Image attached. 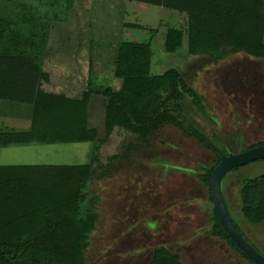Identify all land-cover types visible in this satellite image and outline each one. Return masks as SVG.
<instances>
[{"label":"rangeland","instance_id":"obj_1","mask_svg":"<svg viewBox=\"0 0 264 264\" xmlns=\"http://www.w3.org/2000/svg\"><path fill=\"white\" fill-rule=\"evenodd\" d=\"M2 18V36L17 37L29 58L49 74L44 90L73 97L90 87L95 90L88 117L96 141L0 147V165L84 164L96 155L93 167H100L87 185L90 201L73 234L77 238L90 228L85 264H148L161 246L178 255L182 264H252L209 233L213 204L197 173L212 165L214 153L171 124L153 132L147 144L118 127L106 135L107 97L101 91L120 88L121 80L113 75L119 42L149 41L151 72L177 68L203 98L207 116L196 108L190 111L201 132L227 154L238 153L264 142L263 58L243 51L223 59L189 55L185 37L180 48L168 53L163 47L166 29L185 28V16L128 0H0ZM230 34L264 44L261 24L234 21ZM206 44L225 45L222 36L211 33ZM171 98L180 102L178 93ZM19 108L21 114L26 112ZM14 110L5 106L4 114ZM114 155L118 157L108 163ZM261 173L263 159L231 170L222 186L233 218L264 254V225L249 224L239 213L241 179Z\"/></svg>","mask_w":264,"mask_h":264},{"label":"trees","instance_id":"obj_2","mask_svg":"<svg viewBox=\"0 0 264 264\" xmlns=\"http://www.w3.org/2000/svg\"><path fill=\"white\" fill-rule=\"evenodd\" d=\"M128 1L164 7L185 16V28L166 29L163 47L168 53L180 48L185 37L189 55L223 59L231 52L243 51L264 59L263 43L230 34L234 21L264 25V0ZM5 21L0 19L2 23ZM127 25L135 28L133 24ZM0 30V100L32 107L29 129L1 131L0 144L96 141L97 131L89 126L88 117L90 95L95 90L90 87L80 97L44 90L42 84L49 82V74L29 58L25 44L11 34L3 37V29ZM210 33L222 36L225 45H207ZM152 54L149 41L119 42L113 75L121 80L120 88L108 87L101 91L107 97L106 135L118 127L135 135L139 143L147 144L153 132L171 124L204 147L218 148L201 132L190 114L196 108L207 116L201 95L177 68L153 74ZM172 93L180 95V102L172 101ZM259 145L264 142L246 149ZM94 148L98 151L99 145ZM214 151L216 159L210 167H202L198 175L207 187L211 203V172L221 159L220 153ZM220 151L227 154L224 149ZM117 157H109L108 163ZM93 159L84 164L0 165V264H85L90 228L85 227L77 238L73 234L76 223L86 214L85 204L90 201L87 185L100 167V164L93 167ZM239 203V213L246 222L264 225V173L241 179ZM211 220L209 233L255 264L219 223L214 208ZM233 221L245 236L238 222ZM74 239L75 249H71ZM148 264L182 263L178 255L161 246L153 251Z\"/></svg>","mask_w":264,"mask_h":264},{"label":"water","instance_id":"obj_3","mask_svg":"<svg viewBox=\"0 0 264 264\" xmlns=\"http://www.w3.org/2000/svg\"><path fill=\"white\" fill-rule=\"evenodd\" d=\"M220 156L221 159L213 168L210 177L212 204L219 223L249 259L255 264H264V255L237 229L229 212L222 186L224 177L231 170L242 167L253 161L264 160V145L252 147L238 153H220Z\"/></svg>","mask_w":264,"mask_h":264},{"label":"crops","instance_id":"obj_4","mask_svg":"<svg viewBox=\"0 0 264 264\" xmlns=\"http://www.w3.org/2000/svg\"><path fill=\"white\" fill-rule=\"evenodd\" d=\"M49 92L63 93V91H52V90ZM63 94H65V93H63ZM65 95H67V94H65ZM67 96L73 97L70 95H67ZM5 106H7V107H10V106L13 107L14 106L15 110L10 112V114H4ZM19 107H23V109H25L26 112L21 114L20 113L21 110ZM28 107H29V105H27V104H20V103L11 102V101L0 100V132L4 131V130H27V129H29L30 123H31V111L29 110ZM11 113H13V115ZM7 116H10V117H7ZM15 116H17L19 118L15 117ZM4 117H6V118H4ZM23 145H50V144L41 143V142H32V143H23V144H0V147L4 148L7 146L11 147V146H23ZM198 175H199V173H197V178L199 179Z\"/></svg>","mask_w":264,"mask_h":264},{"label":"flooded vegetation","instance_id":"obj_5","mask_svg":"<svg viewBox=\"0 0 264 264\" xmlns=\"http://www.w3.org/2000/svg\"><path fill=\"white\" fill-rule=\"evenodd\" d=\"M200 144H201V143H200ZM215 149H216L217 151H219L218 148H215ZM215 149H214V150H215ZM212 150H213V149H211V151H212ZM214 150H213V151H214ZM213 151H212V152H213ZM214 152H215V151H214ZM219 153H220V152H219ZM224 196H225V194H224ZM225 199H226V196H225ZM226 202H227V199H226ZM227 206H228V209H229V205H228V203H227ZM229 212H230V214H231V216H232V213H231L230 209H229ZM233 216H234V215H233ZM233 216H232V218H233ZM234 217H235V216H234ZM233 219H234V218H233ZM150 225H151V224H150ZM243 234H244V233H243ZM246 238H247V237H246ZM247 239H248V238H247ZM248 240H249V239H248ZM249 241H250V240H249ZM250 242L253 243L255 246H254L253 244H252V245H253L255 248H257V249L263 254V252L261 251V249L259 248V246L257 245V243H255V242L252 241V240H251ZM263 255H264V254H263Z\"/></svg>","mask_w":264,"mask_h":264}]
</instances>
